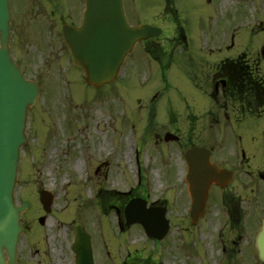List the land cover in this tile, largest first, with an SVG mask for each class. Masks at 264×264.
<instances>
[{
    "label": "rangeland",
    "instance_id": "1",
    "mask_svg": "<svg viewBox=\"0 0 264 264\" xmlns=\"http://www.w3.org/2000/svg\"><path fill=\"white\" fill-rule=\"evenodd\" d=\"M171 2L174 10L170 11L166 0H123L129 24H150L166 29V24H170L173 29L181 28L186 45L168 48L167 54L161 55L158 62L143 51V45L136 46L117 79L100 90H93L83 82L81 72L69 66L66 54L53 53L51 57H57L55 62L33 49L34 40L29 41L30 53L24 56L15 48L25 75L40 85L39 100L29 111L27 124V133L37 140L35 138L22 152L15 198L17 203L31 201L36 213L41 209L39 191L44 189L53 194L54 213L43 228V238L48 244L63 239L60 234L64 227L56 224L58 219L72 226L79 221L71 220L72 216L78 215L103 227L97 216V204L93 203V200H99L98 189L107 186L108 189L128 191L130 186L132 190L137 187L131 143L143 149L140 153L143 177L140 189L156 193L165 187L164 168L153 161L158 149L148 144V135L139 130L141 117L152 110L161 115L166 111L183 115L218 111L220 124L216 134L220 146L225 138L230 137L233 141L232 130L241 136L242 146L248 154L260 143L258 137L264 130V115L260 118L246 116L239 124L224 123L226 119L222 115L228 108L223 107L222 92H218L217 104L221 106L218 109L209 96L212 80L210 77L209 82L203 79L220 60L241 53L247 54V62L256 59L260 45L264 48V0ZM151 94L157 95L153 102L148 99ZM198 129L195 125V133ZM84 130L87 132L86 143L80 135L75 136ZM188 135L192 136L191 133ZM79 151L84 157L77 169ZM105 158H108L106 178L102 177L105 167L101 165L93 175V168ZM28 223L31 224V220H27ZM93 228L98 230L95 225ZM34 233L39 241L41 232L35 229ZM26 237L31 238L28 233L21 236V241ZM196 241L197 245L204 244L206 250L208 245L212 250L206 236H197ZM190 249L188 246L187 250ZM189 254L183 250L180 262L202 264ZM207 262L203 264H213L211 258Z\"/></svg>",
    "mask_w": 264,
    "mask_h": 264
},
{
    "label": "flooded vegetation",
    "instance_id": "2",
    "mask_svg": "<svg viewBox=\"0 0 264 264\" xmlns=\"http://www.w3.org/2000/svg\"><path fill=\"white\" fill-rule=\"evenodd\" d=\"M83 7V0H12V11L16 13V19L12 20L13 28L21 36L27 33L39 37L49 34L62 39V23L77 25ZM32 24L39 25L41 29L29 27L25 30L27 25ZM179 33L174 31L162 40L158 37L147 39L141 42L142 49L158 53V58H162L168 46L183 40ZM260 63H264V52L248 65L246 55L226 58L214 64L215 68L206 74L203 81L210 77L214 86L220 80L225 81L221 89L224 94L228 81H233L234 76L238 82L243 81L246 86L243 101L247 111L260 118L264 107V97L257 96L259 93L264 95V75L258 67ZM236 67L241 69L237 70ZM210 96L216 98V92ZM218 123L219 117L213 111L191 115L166 111L161 115L152 110L149 115L141 117V128L148 135V142L158 149L153 161L164 168L165 187L156 190V193L140 188L128 193L105 190L100 208L103 227L95 240L90 234L94 264H183L180 253L188 251V246H191L190 256L198 258L202 264L208 263L209 258L213 264H264L256 249V238L264 220V130L258 137L260 143L249 154L242 146L239 134H234L233 142L228 137L222 149H235L236 158L223 153L219 159ZM195 125L199 126L197 133ZM167 133L176 137L167 140ZM193 147L206 149L211 164L232 172V181L227 186L221 187L214 182L208 185L203 214L194 222L190 216L192 200L185 180L188 167L184 159L185 152ZM103 165H107V162L104 161ZM103 176L106 178V171ZM131 200L145 203L153 225L165 229L162 239L150 238L140 224L128 222L130 217L125 209ZM138 210H141V206ZM40 216L34 213L25 216L23 225L26 236L35 229L32 227H35L34 222ZM27 220H31V224H26ZM83 221L82 227L90 222L86 218ZM66 223H56L64 227L60 234L63 239L50 244L46 240L33 238V233L29 234L31 238L26 237L19 244L16 264H76L72 245L77 223L72 226ZM197 236H206L212 250L208 245V250L204 244L197 245Z\"/></svg>",
    "mask_w": 264,
    "mask_h": 264
},
{
    "label": "water",
    "instance_id": "3",
    "mask_svg": "<svg viewBox=\"0 0 264 264\" xmlns=\"http://www.w3.org/2000/svg\"><path fill=\"white\" fill-rule=\"evenodd\" d=\"M9 21L8 0H0V264L15 263L17 241L22 232L20 215L28 207L25 202L20 207L16 206L13 194L19 151L27 143V110L36 102L38 95L37 84L25 81L9 57ZM63 31L73 64L81 68L87 84L95 88L116 78L123 59L136 42L159 32L148 25L129 26L122 0H86L81 26H66ZM194 153L186 158L193 167V191L194 188L198 191L208 175L219 181L222 173H217L206 162L197 163V153ZM52 199L50 193L40 192L45 210H49ZM194 208H202V199L197 196ZM256 245L260 259L264 260V222ZM74 249L77 264H93L89 236L79 228L76 229Z\"/></svg>",
    "mask_w": 264,
    "mask_h": 264
},
{
    "label": "bare ground",
    "instance_id": "4",
    "mask_svg": "<svg viewBox=\"0 0 264 264\" xmlns=\"http://www.w3.org/2000/svg\"><path fill=\"white\" fill-rule=\"evenodd\" d=\"M80 164H81V157L77 158V160H76V166H75V167H76L77 169H79Z\"/></svg>",
    "mask_w": 264,
    "mask_h": 264
}]
</instances>
